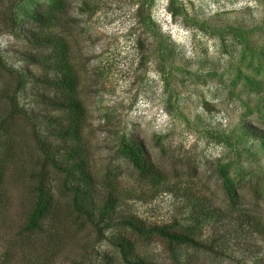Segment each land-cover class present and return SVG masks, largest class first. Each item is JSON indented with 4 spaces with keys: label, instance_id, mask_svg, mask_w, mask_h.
<instances>
[{
    "label": "rangeland",
    "instance_id": "obj_1",
    "mask_svg": "<svg viewBox=\"0 0 264 264\" xmlns=\"http://www.w3.org/2000/svg\"><path fill=\"white\" fill-rule=\"evenodd\" d=\"M68 98L89 175L121 199L100 242L61 174L50 212L24 229L30 168L45 147L66 155ZM0 124V264H264V0H0ZM126 146L167 183L147 186ZM123 217L202 228L200 248L138 238ZM129 240L126 262L116 246Z\"/></svg>",
    "mask_w": 264,
    "mask_h": 264
},
{
    "label": "trees",
    "instance_id": "obj_2",
    "mask_svg": "<svg viewBox=\"0 0 264 264\" xmlns=\"http://www.w3.org/2000/svg\"><path fill=\"white\" fill-rule=\"evenodd\" d=\"M70 85L75 86L76 84L73 83V80L68 79V88H71L72 90L73 86L70 87ZM35 98L37 97H34V99ZM26 109L29 112L31 111V109H28L27 107ZM26 109H15L14 112L18 115L24 114L26 116ZM68 110V118L71 120V123H68V134L71 135V139L68 141L66 155L62 158L63 161L55 159V156L52 154V151L54 150L53 147H45L43 151L39 147L43 155L44 166L38 171H32L30 168L29 179L33 181L32 191L35 195L36 201L33 205L34 209L32 215L26 221L24 229L26 231L37 229V226H39V223L37 222L38 217L50 212L48 208H50L52 201V193L50 191L51 187H48L50 183L48 181L49 175L61 174V190L65 191L63 194L68 195L69 192L71 198L70 201L71 204L76 207L75 210L77 216H83L85 220L94 227V233L100 242L104 240L106 231L112 226L110 223L111 218L109 217L110 213L107 214V210L110 208L116 210L118 201L121 199L113 198L114 195L110 194L111 191L108 193L106 192L104 184L112 185L111 183H107L102 179L92 178L89 175L86 146L80 145V141H78V135H80L83 130L82 122H78V120L82 121L81 115L83 111L81 103H77L75 99L68 98ZM28 122L30 123V118H28ZM41 123L45 125L46 119ZM41 123H39V125H41ZM30 124L32 125V128L36 125L33 122ZM1 126L2 125L0 124V128ZM124 149H126L124 156L125 159H128L138 175L147 181V186L159 188L167 183V178L164 177V174L148 164L145 151L142 148H139L138 146H126ZM95 179L98 180L99 188L93 186ZM2 186L3 172L0 170V189ZM103 191L104 195L102 196L103 199H101L102 203L100 206L97 205L96 212V209H94L95 202L92 198L95 194L98 195L99 192L102 193ZM88 203L90 207H92L93 212L89 211L91 208H88ZM126 205L127 203H124L122 206ZM77 206H80V209H78L79 207ZM57 215L58 213H56V216ZM198 217L199 216L196 218ZM136 218L123 217V225L128 227L132 234L138 238L151 233L161 241L165 242L171 250H173V246H188L195 250L200 248L202 235H199L198 233L201 232L202 228L192 227V225L187 223H178L174 228H168L163 225H154L146 229L144 226H141L142 223L140 222L143 220L141 218H138L140 220ZM116 248L121 254H123L126 262H128L126 260L128 255H132L136 250H139L138 246L131 240L118 244ZM137 264H143L142 260L138 261Z\"/></svg>",
    "mask_w": 264,
    "mask_h": 264
}]
</instances>
